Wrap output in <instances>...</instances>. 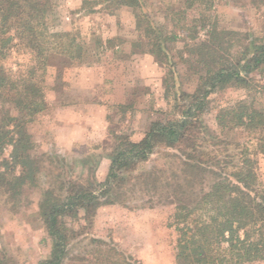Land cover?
Instances as JSON below:
<instances>
[{
  "label": "trees",
  "instance_id": "16d2710c",
  "mask_svg": "<svg viewBox=\"0 0 264 264\" xmlns=\"http://www.w3.org/2000/svg\"><path fill=\"white\" fill-rule=\"evenodd\" d=\"M104 2L107 7L141 10L140 0ZM213 2L180 0L170 31L137 12V28L149 53L166 69L167 108L157 110L161 116L149 121L138 141L112 132L107 174L99 181L95 175L72 177L52 158L35 156L27 128L46 108L48 53L57 50L81 59L89 47L69 38V33L50 31L48 0H0V190L17 202L24 187H37L40 176L45 177L38 209L51 249L37 264H63L70 242L81 234L75 223L80 219L91 224L98 207L124 203L139 185L151 194L150 205L154 198L173 205L168 224L176 234V264L264 261V183L256 160V155H264V108L245 100L220 107L215 116L220 135L203 120L210 95L228 87H248L253 72H264V37L240 40L237 32L220 28L212 20ZM179 41L184 48L176 60L174 44ZM102 46L100 40L97 48ZM12 50L29 55L17 72L3 64ZM178 62L188 64L196 75L192 92L179 85ZM233 128L241 129L242 140L222 136ZM6 146L11 147L8 157ZM155 154L176 164L169 176L164 168L145 166Z\"/></svg>",
  "mask_w": 264,
  "mask_h": 264
},
{
  "label": "rangeland",
  "instance_id": "374dc122",
  "mask_svg": "<svg viewBox=\"0 0 264 264\" xmlns=\"http://www.w3.org/2000/svg\"><path fill=\"white\" fill-rule=\"evenodd\" d=\"M48 1L50 31L69 33V38L85 43L90 53L86 51L81 59L57 50L48 53L46 108L27 124L35 142L32 153L52 158L72 177L95 175L103 181L113 145L112 132L125 133L138 141L149 121L161 116L157 110L167 108L163 85L166 69L149 53L135 16L144 12L170 31L180 0H140L141 10L107 7L104 0ZM213 1L212 20L220 28L237 32L240 40L264 37V0ZM205 36V31H200L199 37ZM63 39L64 43L68 40ZM100 40L103 46L98 49ZM183 48L182 41L174 44L176 60ZM97 49L101 51L96 57ZM28 58V54L12 50L3 64L17 72ZM188 69V64L178 62L177 80L182 89L192 92L196 75ZM239 100L264 108V72H253L248 87H228L210 95L204 122L220 135L215 119L218 109ZM222 136L238 141L244 134L233 128L224 130ZM10 150L6 146L4 155L8 157ZM256 160L264 183V155H256ZM145 166L164 168L169 176L176 164L155 154ZM40 179L39 186L24 187L17 202L0 190V261L10 259L5 264H37L50 253L51 240L38 209L45 177ZM150 198L151 194L139 185L128 193L124 203L98 207L91 224L79 219L75 225L81 234L70 242L63 264H176V234L168 224L173 205L155 198L150 205Z\"/></svg>",
  "mask_w": 264,
  "mask_h": 264
}]
</instances>
